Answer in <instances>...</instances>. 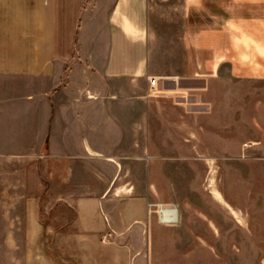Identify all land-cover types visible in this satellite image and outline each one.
<instances>
[{
	"label": "crops",
	"instance_id": "1",
	"mask_svg": "<svg viewBox=\"0 0 264 264\" xmlns=\"http://www.w3.org/2000/svg\"><path fill=\"white\" fill-rule=\"evenodd\" d=\"M150 1L0 0V161L41 163L50 185L20 193L23 264H151L150 165L184 160L160 135L181 127L161 106L176 98L174 81L150 73ZM181 1L186 80L225 67L264 80V0ZM138 161L144 194L127 169ZM43 192L66 197L67 230L40 224Z\"/></svg>",
	"mask_w": 264,
	"mask_h": 264
},
{
	"label": "rangeland",
	"instance_id": "2",
	"mask_svg": "<svg viewBox=\"0 0 264 264\" xmlns=\"http://www.w3.org/2000/svg\"><path fill=\"white\" fill-rule=\"evenodd\" d=\"M181 3L150 1V73L174 81L176 98L161 106L167 122L181 127L160 135L170 146L165 151L186 161L150 165L149 178L158 186L148 233L150 263L264 264V80L232 79L226 67L218 78L186 80ZM147 166L127 165L138 194L146 190ZM46 186L43 164L0 161V264H23L20 193ZM65 198L43 192L42 226L67 230L75 214ZM42 240L43 250L60 251Z\"/></svg>",
	"mask_w": 264,
	"mask_h": 264
}]
</instances>
